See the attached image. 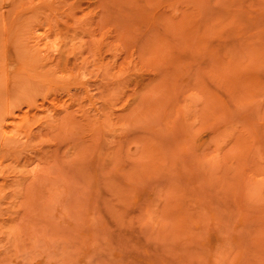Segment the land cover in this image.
<instances>
[{
  "label": "rangeland",
  "instance_id": "1",
  "mask_svg": "<svg viewBox=\"0 0 264 264\" xmlns=\"http://www.w3.org/2000/svg\"><path fill=\"white\" fill-rule=\"evenodd\" d=\"M0 113V264H264V0H0Z\"/></svg>",
  "mask_w": 264,
  "mask_h": 264
},
{
  "label": "bare ground",
  "instance_id": "2",
  "mask_svg": "<svg viewBox=\"0 0 264 264\" xmlns=\"http://www.w3.org/2000/svg\"><path fill=\"white\" fill-rule=\"evenodd\" d=\"M5 85L9 86L8 83L5 84ZM6 97H8V96H6ZM11 97H12V96H9V98H8L7 101H5V99H7V98H4V101L6 102V103H4V104H5V106L8 105V110H9V106H10V108L13 107V102L15 101V99L12 100L13 97H12V98H11ZM11 100H12V102H11ZM17 102H18V104L20 105V103H19L20 101H19V100H16V101L14 102L15 106H17V105H16ZM4 104L2 105L3 107H4ZM30 104H31L30 102L27 103L28 106H29ZM15 106H14V107H15ZM15 108H16V107H15ZM25 108H26V107H25ZM40 108H41V107H40ZM5 109H6V107H5ZM12 109H13V108H12ZM23 109H24V108H23ZM2 110H3V109H2ZM12 111H13V110H12ZM25 111H26V109L23 110L24 113H19V114H18V117H19L20 119L17 120L16 122H14V123L12 124L13 127H16V126L19 127L18 125L21 126V124H22L23 122H25L26 120L29 119V117H28V113L25 112ZM33 111H34V110H33ZM4 112L6 113V111H3V113H4ZM39 112H40V111H39ZM1 113H2V112H1ZM1 113H0V114H1ZM5 113H4V114H5ZM4 114H1V116H2V115H3V116H2V118H1V116H0V120H2V121L4 122L3 124H6L5 122H7L8 119H6V121L3 120V119H4ZM7 114H8V113H7ZM7 114H5V115H7ZM36 114H37V112H36ZM9 115H10V113H9ZM47 116H48V115H47ZM35 117H36V116H35ZM38 117H40V115H39ZM38 117H37V119H38ZM50 117L52 118V116H49V120H50ZM46 119H47V117H46ZM40 120H41V118H40ZM40 120L38 119L39 122H40ZM8 121H9V120H8ZM18 121H19V124L17 123ZM20 121H21V122H20ZM33 121L36 122V121L34 120V118H33ZM33 121H30L29 123L31 124ZM41 121H42V120H41ZM12 122H13V119H12ZM26 122H27V121H26ZM39 122H38V123H39ZM56 122H58V121H56ZM29 123L27 122V124H29ZM1 124H2V123H0V125H1ZM24 124H25V123H24ZM45 124H48V123H45V122H44L43 126H44ZM50 124H54V121H53V123L50 122L49 125H50ZM26 126H27V125H26ZM2 127H3V126H2ZM2 127H1V128H2ZM24 127H25V125H24ZM30 127H31V126H30ZM39 127H40V126H39ZM39 127H38V128H39ZM26 128H27V127H26ZM2 129H4V128H2ZM18 129H19V128H18ZM34 129H35V128H34ZM36 129H37V128H36ZM36 129H35V130H36ZM4 130H5V129H4ZM27 130H28V128H27ZM32 130H33V128H32ZM35 130H34V131H35ZM34 131H33V132H34ZM37 131H38V130H37ZM5 132H6V131H4L3 133H5ZM27 132H28V131H27ZM30 132H31V130H30ZM38 132H40V130H39ZM35 133H36V131H35ZM39 135H40V134H39ZM37 136H38V135H37ZM4 137H6V136H4ZM31 138H33V136H32ZM2 140H3V139H2ZM4 140H5V138H4Z\"/></svg>",
  "mask_w": 264,
  "mask_h": 264
}]
</instances>
